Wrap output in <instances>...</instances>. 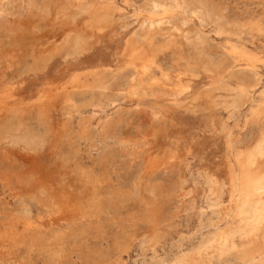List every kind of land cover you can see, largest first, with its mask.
I'll return each mask as SVG.
<instances>
[{"label": "rangeland", "instance_id": "374dc122", "mask_svg": "<svg viewBox=\"0 0 264 264\" xmlns=\"http://www.w3.org/2000/svg\"><path fill=\"white\" fill-rule=\"evenodd\" d=\"M99 1L102 2V8H109L110 27L102 33L101 38H96V42L84 54L68 55L63 51L50 60L42 72L31 71L28 66L21 65L16 69L17 71L0 73L3 88H11L18 99L15 103H11L13 107L25 108L33 105L34 100L27 98L34 97L42 87V81L46 79L57 81V78L63 75L64 81H68L74 75H85L98 68L108 73L103 81L102 95L97 93L93 101L94 108L87 111L82 107L81 112L72 109L69 114L66 103H61L62 111L58 113L60 116L58 120L77 126L80 119H87L94 128L99 127L101 123L104 126L100 137L96 136L90 141L77 140L72 146L74 155L71 159L66 155L69 150L68 145L52 143V138L48 136L39 141L43 131L35 109L25 114L24 118H20L25 121L22 127L13 126L15 124L12 122H18L19 119V116H14L13 112L0 118V137H2L0 138V170H2L0 171V264H182L210 249L220 229L228 233H232V230L233 234L237 232V220L234 222L230 216L222 217L219 210L221 203L229 202V193L224 189L220 200L214 201L210 195L213 186H210L211 181L204 170L205 166L213 165L216 156L223 155L225 149L223 142L228 134L231 140H240L243 143H247L257 134V126H245L250 102L237 110L218 107L210 113L199 108L193 102L192 96H198L210 88L212 84L210 67L216 66L222 58L217 54L218 50H226L230 44L245 47L244 49L249 47L251 50H258L256 45L254 46L255 40L260 41L264 34L258 33L252 36L251 30L246 27L250 21L264 20V0H189L187 12L178 11L175 16L166 19L158 30L147 36L143 35L141 32L143 29H140L143 18L141 19V15L137 16L145 0ZM217 13L222 15V20L218 18L215 21ZM6 17L9 18L0 11V31L8 20ZM245 23L246 26H242ZM222 25L224 31L240 26L241 32L238 35L224 32L220 28ZM133 36L139 37L136 39L142 49H148L147 53L151 61L149 73L142 80L143 82L140 80L134 82L139 90L135 95L137 97L129 95L128 85L132 73L128 70L130 73L126 75L127 70H123L120 62L121 52ZM250 37L255 40L252 41ZM262 40L264 41V37ZM261 53L264 58V50ZM207 56L208 58H204ZM187 62L197 66L196 72H186ZM259 72L261 84L256 89L257 92L253 93L255 99L264 92L262 63L259 64ZM234 81L229 75H225L222 83L233 88ZM126 86L128 88H125ZM219 95L224 99L229 94L220 92ZM99 104L103 105V108L95 107ZM152 114L153 116L157 114V117L151 118ZM211 118L214 120H210ZM7 124L11 126L7 127ZM2 133L5 134V138ZM33 133L36 145L39 144L37 147L32 145V140L28 142L27 139H23L24 135L29 137ZM194 141H197L196 145ZM152 145L156 151H160V154L161 151L181 154L182 161L178 165H173L176 168L170 166L166 171L150 169L147 157L143 155L146 153L148 155ZM32 146L39 149L38 153L42 160L49 165L54 162L53 167H61V171L68 179L67 183L72 186L78 183L79 174H82L84 169L93 168L95 172L98 169L100 175L97 172L96 174L101 181L100 188L103 193L101 201L98 200L101 205L99 209L93 210L77 222L70 220L65 224V221H56L57 215L39 204L38 199L29 197L22 191L19 192L20 188L16 181L10 183L7 177L16 171V165L21 166L20 163L28 156L27 153L33 154ZM102 163H106L103 164L104 167ZM9 185L12 187L10 188ZM13 190L16 191L13 193ZM102 200H106V205ZM151 200L161 207L163 213L161 226L154 230L150 228L147 219ZM142 208H146L145 211ZM215 264L241 263L234 261L229 263L223 258ZM248 264L262 263L257 259Z\"/></svg>", "mask_w": 264, "mask_h": 264}, {"label": "bare ground", "instance_id": "6f19581e", "mask_svg": "<svg viewBox=\"0 0 264 264\" xmlns=\"http://www.w3.org/2000/svg\"><path fill=\"white\" fill-rule=\"evenodd\" d=\"M188 1L189 0H145L141 12L137 14V16L139 15V17L140 15L142 16L141 19L143 18L141 22L142 28H140L143 30H139L143 35L146 36L149 33L155 32L156 30H158V27L162 25V23H165L164 21L166 19H170L171 16H175L178 11H180L181 13L187 12L189 10ZM108 9L109 8L107 7L102 8V2H100L99 0H0V11L9 16V18L6 17L8 18V20L2 26L3 28L0 31V73H7L9 72V70L15 71L17 68L21 67V65H23V67L28 66L31 71L42 72L47 67L50 60H52L55 56H59L63 51H65L68 55H76V53L84 54L90 47L93 46V44L96 42V38H101L102 33L110 27L109 15L111 13ZM215 17H217L215 19V21H217L218 18L221 19L222 15L220 13H217ZM262 20L256 22L250 21L247 23L246 28H249L251 30V33L253 34L252 36L258 33L264 34V20ZM242 26H246V23ZM223 27L224 25L220 26L221 30L223 29ZM224 32H233V35H238V33L241 32L240 26H238V28L235 27V29L232 30L227 29V31ZM138 36H136V38ZM263 37L264 36H262V39ZM136 38L135 36H133L127 41L126 46L122 50L120 56V62L123 66V70H127L126 75L130 72L132 73V79L130 80L131 82L128 85L129 95L131 96H135L139 91L137 85L134 82L137 80H144V78L149 73L151 64L149 54L147 53L148 49H142L137 42L138 39ZM234 39L235 38H233V40ZM262 39L260 41L259 39H253L256 41V43L254 44V46L256 45V48L258 49L256 51L251 50L249 47L248 49H244L245 47L243 48L242 46L239 47L231 44L226 50H218L217 54L222 58L220 61H218V64L216 66L211 65L210 67V72L212 73V77H210V75L208 74V77H210V79L212 80V84L211 86H209L210 88L206 92H203L198 96H192L193 102L196 103L199 108L201 107L203 110L210 113L214 112L218 107H222V109L224 108L226 110L230 108L237 110L240 106L243 107L248 102H250V108L248 112L249 116L247 120L245 119V126H257L258 130L256 129L257 134L251 140H248L247 143H243L240 140H231L229 138V134L227 133L228 135L226 136L225 142H223L225 144L223 155L220 157L216 156V160L213 162V165L209 167L205 166L204 170L211 181L212 185L210 186H213L210 195L212 199H214V201L218 202L220 200L221 194L223 193L224 189L229 193V202L227 204L221 203L219 210L222 217L226 218L230 216V218H233L234 222L237 220V234H233L232 230V233H228V231L220 229V231H218V236H216V241L211 245L210 249H208L207 251H203L202 253L204 254L198 255L197 257L192 255L193 257L189 259V262L186 261L182 264H215V262L221 261L223 258H225L229 263L234 261L240 262L241 264H248L259 259V263L264 264V92H262L260 96L258 95V99H255L253 96V93L261 84L259 64L262 63V65H264V58L261 56V51L264 50V41ZM141 40H143V38ZM204 58H208V56ZM186 64H188V62ZM196 68V65L188 64V66L186 67V72L194 73L196 72ZM150 73L153 74V72ZM106 74H108L106 71L98 68V70H91L85 75H74L68 81H64L63 75H60L57 78V81H54V79H46L45 81H42V87L38 89L37 93L35 92L36 94L34 95V97L29 96V98H27L31 101L34 100L32 102L33 105L27 108H25L24 106L13 107V104L11 103H15L18 99L17 97H15V93L11 91V88H3L0 75V118L4 115L8 116V114H12L13 112L14 116H19V119L17 118L18 122H12L13 124H15L13 126H21L22 124L25 125V121L21 119L24 118L25 114L35 109L38 114L39 125L43 131V134L40 135L39 141L48 136L52 138V143H56L57 145L62 144L63 146L68 145L67 147L69 148V150L66 155L68 159H71L74 155L72 149L73 144L77 140L82 141L83 139H86L87 141H90L93 140L96 136L100 137L102 135V132L104 131V126L102 123H99L100 125L97 124V126L99 125V127L94 128L93 125L90 124V121H88L87 119H80L77 126H71L63 120H58L60 118L59 114L62 111L61 103H66V110L68 109L67 111L69 112V114L72 109H76L81 112L83 111L81 110L82 107L84 110L94 108L93 101L95 100L97 93L102 95V90L104 88L103 81L106 77ZM225 75H229V78L235 80V86L233 88H230L226 83H222ZM121 76H123V74ZM127 82L128 81L126 80V83ZM143 87L145 86H142V88ZM125 88L128 87L126 86ZM220 92H226L229 95L225 96L223 99V96L219 95ZM185 99H187V97ZM186 102L188 101L186 100ZM95 107L103 108V105L99 104ZM155 116H153L152 114L151 118L154 119ZM151 118L149 119L150 121ZM212 118L210 120H214ZM7 125V127L11 126L9 124ZM158 129L160 130V128ZM214 131H216V129ZM5 133L7 132L5 131ZM9 134L7 136H9ZM3 136L5 138V134ZM7 136L6 138H8ZM23 139H27L28 142L29 140H32V145L36 147L39 145H36L34 133L29 137H26V135H24ZM153 143L155 142L153 141ZM194 143L196 145L197 141H194ZM36 147H31V151L33 152V154L27 153L28 156L25 159L23 158V161L20 163L21 166L16 165V171L13 174L10 173L7 177V180L10 183L16 181L20 188L19 192L22 191L25 195L38 199L39 204H41L49 211L53 212V214L57 215L58 219L55 220L58 222L65 221V224H67L70 220H74L75 222H77L80 219L85 218V216L88 213H91L93 210L97 211L99 209V206H101L99 204L101 201L100 198H102L103 196L100 188L101 181L96 174L98 169L96 172L95 169L93 170V168H91V170H89L88 168L84 169L81 172L82 174H79L80 177L77 179L78 183L75 184V186H72L67 183L68 179L65 173L61 171V167H53L54 162H51V165H49L48 162L42 160V158L40 157L41 155H39L38 153L39 149H37ZM155 149L156 148L152 145V147L150 146V149L148 150V155H146L147 153L143 155L147 157V164H149L150 169H155V171L163 169L166 171L170 166L175 167L173 166L174 164L178 165L182 161L181 154H177L176 152L169 153L168 151H161L160 154V151H156ZM155 152L156 154H159L156 155L154 154ZM103 164L104 163H102V165ZM179 169L181 170V168ZM143 170H145V168ZM78 171H80V169H78ZM198 171L200 172V170ZM97 173L98 175H100L99 172ZM104 174L103 175L106 177V173ZM72 183L74 184V182ZM9 187L11 188L12 186L9 185ZM15 191L16 190H13L12 192L14 193ZM160 197L161 195L159 196V198ZM98 200L100 201L98 202ZM105 201H103L105 204L102 202L101 204L106 205ZM145 209L143 210L145 211ZM147 212V219L150 224V228L153 230L158 229L163 221V213L161 207L158 206L154 200H151L149 202V209ZM14 226L16 227V225ZM30 231L32 233L31 229Z\"/></svg>", "mask_w": 264, "mask_h": 264}]
</instances>
